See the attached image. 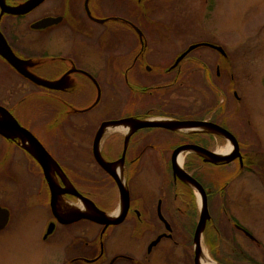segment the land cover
<instances>
[{
    "label": "flooded vegetation",
    "instance_id": "obj_1",
    "mask_svg": "<svg viewBox=\"0 0 264 264\" xmlns=\"http://www.w3.org/2000/svg\"><path fill=\"white\" fill-rule=\"evenodd\" d=\"M149 1L0 0V78L4 80L0 121H7V116L16 119L13 110L38 96L41 101L35 108L45 115L48 124L61 130L66 124V128H77L68 118L72 109L97 115L99 128L105 122L128 118L198 119L211 125L203 131L159 127L131 133L121 130L118 135L123 142L116 146L109 143V138L102 139L100 155L112 164L110 170L128 190L127 204L122 202L115 178L95 158L99 128L91 143H86L90 153L86 168L72 166L73 173L53 160L59 171L52 175L49 165L53 189L36 154L24 148L19 137L0 129V237L18 234L19 207L37 206L50 213L42 240L48 242L55 235L57 239H70L62 264H201L203 254L214 264H264V171L257 162L258 144L254 139L244 141L240 125L226 123L218 108H207L201 119L168 107L165 97L177 94L178 85L189 75L187 64H198L189 58L178 61L182 53L167 64H157L147 56L143 60V47L150 45L146 41V30L151 29L146 22ZM4 7L29 11L17 14L3 11ZM202 71L203 75L207 72L205 67ZM111 101L115 102L112 106ZM103 110L108 113H98ZM217 127L230 133L238 149ZM245 135L250 134L246 131ZM186 146L205 153L183 150ZM221 148L226 149L219 151ZM180 157L184 159L181 166ZM228 157L229 161L218 160ZM146 159L155 160L161 169L156 167L155 175L162 183L154 194L145 193L141 183L147 174ZM92 165L95 170L90 169ZM174 166L204 189L209 217L199 246L195 233L203 196L175 174ZM105 179L111 181L115 191L112 203L96 198L98 185ZM58 199L67 206L89 209L113 206L104 211L109 216L121 206L129 207L122 223L105 228L88 219L75 220L79 211L63 218L56 208ZM84 225L91 231L81 228ZM65 228L68 231H63ZM108 230L114 231L106 235ZM122 232L131 247L108 255L103 246L118 241Z\"/></svg>",
    "mask_w": 264,
    "mask_h": 264
},
{
    "label": "rangeland",
    "instance_id": "obj_2",
    "mask_svg": "<svg viewBox=\"0 0 264 264\" xmlns=\"http://www.w3.org/2000/svg\"><path fill=\"white\" fill-rule=\"evenodd\" d=\"M147 3L146 22L151 29L146 30L149 41L145 40L150 45L143 47V60L147 56L157 64H167L193 43H198L200 47L193 52L200 58V63L193 64L194 66L187 64L189 75L178 85L177 94L165 97L168 107L177 110L179 114H193L201 119L206 116L207 108H218L220 112L222 110L224 116H221L226 117V123L232 126L239 124L238 128L243 129L241 134L244 141L254 139L258 144L257 162L264 171V0H150ZM208 43L225 50L226 60ZM146 65L151 64L146 62ZM204 67L207 72L203 75ZM204 78H210L212 87L203 82ZM3 84L4 80L0 78V88ZM217 87L221 88L220 93ZM216 95L221 96L220 102ZM39 101L41 99L36 96L35 99L28 100L21 109L13 110L16 119L42 142L58 165L73 173L76 171L72 166L83 169L87 163L85 161L90 159L86 143H91L99 128L95 122L97 115H83L81 113L85 111L72 109L73 116L68 118L75 122L77 128L71 125L66 128V124L61 130L48 124L45 115L35 108ZM114 104L111 101L110 106ZM98 113L103 115L108 111ZM113 113L117 114L118 110L114 109ZM246 131L250 135H245ZM120 133L123 131L108 129L103 140L109 138V143L113 146L121 144L123 140ZM76 144H85V147ZM225 149L221 148L219 151ZM144 165L147 174L141 179L142 187L145 193L149 191L154 194L162 183V179L155 175L156 167L161 171L160 165L153 159H146ZM90 169L95 170L93 165ZM104 181L105 183L98 185L96 198L102 203H112L116 199L114 188L110 185V180ZM98 207L103 211L113 209V206ZM49 216L46 208L19 207L18 219L21 226L18 234L0 237V264H62L69 251L67 244L70 239H66V236L57 239L55 235L48 242L42 240ZM81 228L91 231L88 225ZM67 229L69 228L63 231H68ZM113 231L108 230L106 235ZM123 232L118 241L105 244V248L103 246L104 252L106 250L111 256L118 249L130 246L126 244ZM64 234L68 235L67 232Z\"/></svg>",
    "mask_w": 264,
    "mask_h": 264
},
{
    "label": "water",
    "instance_id": "obj_3",
    "mask_svg": "<svg viewBox=\"0 0 264 264\" xmlns=\"http://www.w3.org/2000/svg\"><path fill=\"white\" fill-rule=\"evenodd\" d=\"M1 6L3 7V4H1ZM3 11L9 12V11H11V9L4 7ZM27 11H29V9H26V10H23L20 12L19 11H11V12L17 13V14H22V13H26ZM209 46L214 47L215 49H217L222 54H225L222 48L216 47L214 45H209ZM192 49H193V47H192ZM183 57L184 56L180 57V59L178 61H180ZM117 125L130 126L131 127L130 133L132 131L134 132V131H137L139 129L150 128V127L165 128V129H169V130H173V131H180L183 129L203 131L208 126H211L207 122H204V121H177V120H172V119H160V120H155V121H151V120L150 121H148V120L142 121V120H138L135 118H128V119H122V120H118V121H109V122L103 123L101 125V127L99 128L97 136L95 138L94 155H95V158L98 161V163L115 178L117 185L119 187V190H120L122 202L124 204L129 203V199H130L129 192L126 189L124 183L118 177V175L110 170V165H112V164L107 163L101 157L100 151H99V144H100V141L103 139V137L106 133V130L113 128V126H117ZM217 128L222 132V134H224L228 137L229 141L231 140L232 142H234V138L230 135V133L228 131H226L220 127H217ZM0 129H4L5 131H9L12 134H15L14 136L19 137L20 140H21V137L24 138L27 141V143H29L30 145H32L34 147V149L36 151V157L39 160L41 166L43 167V169L45 171L46 178L49 179V181H50V166L49 165H50V161H53V159L51 158L50 154L46 151V149L43 147V145L40 143V141L31 132H29L28 130L23 128L16 121V119H14V117H12V116H10V118H7V121H4V122L0 121ZM127 138H129V136H127ZM234 146L236 147V149H238L236 142H234ZM192 149H196V151H199L201 153H205V151L203 149H200L197 147L186 146L183 148V150H192ZM192 151H195V150H192ZM218 160L229 161L230 158L229 157L228 158H220ZM174 172L182 180H184L185 182L196 187V189H198V191L203 196V201H202L203 208L201 209L202 210L201 220L197 226L196 233H195V243L197 246H199L201 233L205 227L206 220L209 217L208 206H207V202L205 199L204 189L195 179H193L189 174L184 172L181 168L174 166ZM50 183H51V181H50ZM51 189H53L52 183H51ZM90 207L92 208L91 210H93L92 212L95 214L94 216H91V215H88L86 213L79 211V213L76 214L75 220L88 219V220L94 221L100 225H104V227L107 228L109 226L119 225L120 223H122L125 219L126 212H127V209L129 206H122L120 213L114 218L109 217L108 214H106L104 211L99 210L98 208H96V206H90ZM53 228H54L53 226L50 228L49 233L52 232ZM196 264H198V263L196 262Z\"/></svg>",
    "mask_w": 264,
    "mask_h": 264
},
{
    "label": "bare ground",
    "instance_id": "obj_4",
    "mask_svg": "<svg viewBox=\"0 0 264 264\" xmlns=\"http://www.w3.org/2000/svg\"><path fill=\"white\" fill-rule=\"evenodd\" d=\"M192 47H193V49H192ZM199 48L200 47H199L198 43L197 44L193 43L192 46H189V47L185 48L184 50H182L181 52H179V54L182 53L179 56V59H180V57L184 56L181 60H183L184 58H189L191 60H194L195 64H199L200 63V58H198L196 55L193 54V52L197 51V49H199ZM203 82H205L208 86L212 87L211 82L207 81L206 79ZM235 95L237 96L236 93H235ZM6 118H10V117L7 116ZM160 119H164V118H159V119H156V120H160ZM151 121H154V120H151ZM189 121H197V120H189ZM109 130H126L127 132H130L131 127L127 126V125H121V126L117 125V126H113V128H110ZM7 133L9 135L12 134L10 132H7ZM21 144H22V146H24L25 148L30 150L32 153L36 154V151H35L34 147L32 145H30L29 143H27V141L24 138H22V137H21ZM183 160H184L183 157H180V159H179V165L180 166L182 165ZM50 165H51V173H52V175H53V173L55 171H59L57 166H56V164L54 163V161H50ZM118 172H119V175H121L120 169H119ZM56 208H57V211L60 213V215L63 218H66L65 216H63L64 214H68V213H73L74 214L77 211H81V212L86 213L88 215L92 214V210L87 208V206H67L62 199H58ZM121 208H122V206L118 209V211L114 212V214L110 215L109 217L113 218V217L117 216L119 214ZM201 264H214V263H212L208 259V257L203 254L201 256Z\"/></svg>",
    "mask_w": 264,
    "mask_h": 264
},
{
    "label": "trees",
    "instance_id": "obj_5",
    "mask_svg": "<svg viewBox=\"0 0 264 264\" xmlns=\"http://www.w3.org/2000/svg\"><path fill=\"white\" fill-rule=\"evenodd\" d=\"M210 75V74H209ZM207 77V76H206ZM206 78H204V80H205ZM208 79H210V78H208ZM219 90H221V88H219ZM220 93V92H219ZM217 96V100L220 102V97H219V95H216Z\"/></svg>",
    "mask_w": 264,
    "mask_h": 264
}]
</instances>
